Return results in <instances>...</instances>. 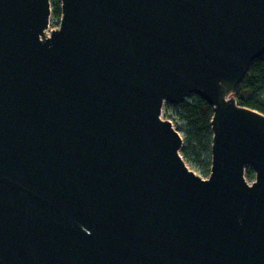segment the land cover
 <instances>
[{"label": "water", "instance_id": "95a60500", "mask_svg": "<svg viewBox=\"0 0 264 264\" xmlns=\"http://www.w3.org/2000/svg\"><path fill=\"white\" fill-rule=\"evenodd\" d=\"M61 1L47 36L50 0H0V264H264V114L231 96L264 0ZM191 95L205 179L162 117Z\"/></svg>", "mask_w": 264, "mask_h": 264}, {"label": "trees", "instance_id": "16d2710c", "mask_svg": "<svg viewBox=\"0 0 264 264\" xmlns=\"http://www.w3.org/2000/svg\"><path fill=\"white\" fill-rule=\"evenodd\" d=\"M51 17L60 22L62 18V1L50 0ZM237 102L246 108L264 114V55L255 60L242 83L236 87L232 95ZM167 110L173 108L178 121V130H182L185 148L182 150L186 158L195 166L208 174L211 169L212 118L214 108L197 95H191L179 105L165 103ZM253 169L248 167L246 178L253 176Z\"/></svg>", "mask_w": 264, "mask_h": 264}, {"label": "rangeland", "instance_id": "374dc122", "mask_svg": "<svg viewBox=\"0 0 264 264\" xmlns=\"http://www.w3.org/2000/svg\"><path fill=\"white\" fill-rule=\"evenodd\" d=\"M59 21H56L53 17L50 18V24H49V29L48 32L51 33L52 31H54L55 29H57L59 27ZM162 117L166 120H169L174 127L178 130V121L176 120L175 116H174V110L173 108H169L168 110L166 108L163 107L162 109ZM179 133L182 136V130H178ZM183 137V136H182ZM184 140V139H183ZM185 148V143L183 142L182 144V148L180 150V154L182 156V158L184 159V161L186 162L188 168L190 170H192L193 172H195L197 175L201 176L202 178H207L209 176L210 173H206L205 170H201L200 168H198L197 166H195L192 162H190L186 156L183 153V149ZM248 179V178H247ZM255 179V172H253V176L251 178H249V182L251 183L252 181H254Z\"/></svg>", "mask_w": 264, "mask_h": 264}, {"label": "built area", "instance_id": "2783aa9c", "mask_svg": "<svg viewBox=\"0 0 264 264\" xmlns=\"http://www.w3.org/2000/svg\"><path fill=\"white\" fill-rule=\"evenodd\" d=\"M46 35H47V36H50V35H51V33H49V32H48V30H47V31H46Z\"/></svg>", "mask_w": 264, "mask_h": 264}]
</instances>
